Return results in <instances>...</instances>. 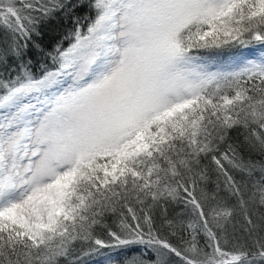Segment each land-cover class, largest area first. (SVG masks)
<instances>
[{
	"label": "snow or ice",
	"instance_id": "snow-or-ice-1",
	"mask_svg": "<svg viewBox=\"0 0 264 264\" xmlns=\"http://www.w3.org/2000/svg\"><path fill=\"white\" fill-rule=\"evenodd\" d=\"M77 248L264 264V0H0V264Z\"/></svg>",
	"mask_w": 264,
	"mask_h": 264
},
{
	"label": "trees",
	"instance_id": "trees-1",
	"mask_svg": "<svg viewBox=\"0 0 264 264\" xmlns=\"http://www.w3.org/2000/svg\"><path fill=\"white\" fill-rule=\"evenodd\" d=\"M78 15L81 16L82 22H84L86 24V21H83V16L86 14V10L85 9H80L78 10ZM74 27V24L71 21L68 22H62L60 23L54 30L48 31L47 36H46V42L51 41V42H55L59 39H61L63 36L66 35V33L69 32L70 29H72ZM251 45H255V43L250 44ZM65 46H67V41H65ZM241 48H235V49H231V50H223L221 52V55L216 56L215 59L212 60L213 63L217 64V65H227V63L231 60V53L232 52H238L240 51ZM220 51V50H217ZM194 54L196 55H200L203 56L205 58L211 57L214 55L213 52H211L210 50H194ZM205 165L209 168V184H208V188L209 190L214 189L215 184L217 182V176L218 173L215 170V165L211 163V161H205ZM237 180L240 179V174L233 172L232 173ZM223 176L219 177V181L221 184H223ZM197 194H199V189H197ZM169 214H174V209L170 208L169 209ZM239 218V217H238ZM110 224L112 223V220L108 221ZM97 235L104 238L105 240H107V236L104 232L102 231H97ZM203 243V241H202ZM84 251H87V248L84 249ZM104 253L109 252V249H102L101 250ZM113 255H115V253H112ZM74 256H80L81 260H82V264H95L97 261H99L103 256L93 253L91 255H83L81 252V249L77 248L74 252Z\"/></svg>",
	"mask_w": 264,
	"mask_h": 264
},
{
	"label": "rangeland",
	"instance_id": "rangeland-1",
	"mask_svg": "<svg viewBox=\"0 0 264 264\" xmlns=\"http://www.w3.org/2000/svg\"><path fill=\"white\" fill-rule=\"evenodd\" d=\"M255 45H257V44H255ZM261 47L262 46H257V47H254V48H252V49H245V53H247V52H249V51H252V50H255L256 52H257V54H259V51H260V49H261ZM230 63V61L227 63V65ZM227 65H217V66H220V67H226ZM103 260V257L99 260V261H97L95 264H100V262Z\"/></svg>",
	"mask_w": 264,
	"mask_h": 264
}]
</instances>
